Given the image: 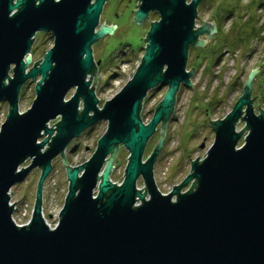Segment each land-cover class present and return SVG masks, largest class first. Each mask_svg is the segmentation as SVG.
Returning <instances> with one entry per match:
<instances>
[{"label": "water", "instance_id": "95a60500", "mask_svg": "<svg viewBox=\"0 0 264 264\" xmlns=\"http://www.w3.org/2000/svg\"><path fill=\"white\" fill-rule=\"evenodd\" d=\"M105 1L0 0V99L9 103L0 126V264H264V109L257 100L256 114L251 100L260 66L252 69L243 95L224 118H206L215 138L204 159L191 161L190 174L163 193L153 168L165 124L176 92L182 84L192 85L190 48L206 45L201 36L210 37L216 23L204 21L197 27L204 0H138L133 21L142 23L151 11L159 19H149L137 69L100 108L93 77L101 60L95 61L92 44L116 26L105 21L98 28ZM37 31L51 32L54 42L25 72L31 57H24ZM27 78L36 81V96L20 112L18 89ZM158 84H166L167 90L145 122L143 100ZM59 116L56 127H49ZM101 120L107 127L93 155L69 166L64 150L71 139ZM239 120L246 121L248 130L241 147L244 128L237 130ZM158 125L162 137L144 161L145 146ZM121 144L129 157L118 184L110 176ZM59 154L69 184L59 221L51 226L42 215L43 182ZM28 158L29 165L22 166ZM36 167L41 172L31 219L21 225L12 216L17 201L10 203L11 188ZM140 176L144 190L137 186Z\"/></svg>", "mask_w": 264, "mask_h": 264}, {"label": "rangeland", "instance_id": "374dc122", "mask_svg": "<svg viewBox=\"0 0 264 264\" xmlns=\"http://www.w3.org/2000/svg\"><path fill=\"white\" fill-rule=\"evenodd\" d=\"M233 0H204L198 6L197 27H201L204 21L213 25L216 23L210 37L201 36L210 43L204 46L194 45L189 50L187 69L194 68L191 77L192 85L182 84L176 92V103L171 117L166 122V129L163 135V145L154 163V178L163 193H168L176 184L191 172V161L198 156L201 161L206 156L211 143L215 138L212 129L213 125L206 120L222 119L232 108L236 100L243 95L244 85L252 69L259 67L255 72L251 83V100H253L254 112L260 114L256 105L264 109V0L258 5L254 0H239L236 11L231 12L219 22V30L215 18L216 7L222 2ZM138 0H108L103 18L98 26L107 21L116 26L112 33L104 35L93 45L95 61L99 58L101 62L96 76L93 77L95 90L99 98V107L102 108L105 100L116 94L133 75L140 64L146 42L144 37L150 28V21L158 20V15H151L142 23L133 21L134 9L138 7ZM230 8V7H229ZM106 24V22H105ZM262 26V28H261ZM43 34V33H42ZM44 35V34H43ZM53 43V42H52ZM49 38L37 41L34 45L33 56L29 66L43 56V52L52 46ZM35 80H32L31 88L21 98L20 112L27 111L32 105L35 94ZM93 84V83H92ZM167 90L166 84H158L151 89L143 100L141 117L148 122L153 115L158 102L163 98ZM74 92L71 89L66 96L70 97ZM255 96V97H254ZM254 97V98H253ZM259 98V99H258ZM8 104L0 103V126L7 115ZM61 117L52 119L49 127H56ZM246 125V121L237 122V130L240 131ZM107 121L101 120L86 128L78 137L71 139V142L64 150V157L69 166L80 165L93 155L98 138L105 132ZM163 127L159 125L154 135L145 146L144 161L155 149V145L161 139ZM248 133L244 128L238 146L244 143V137ZM46 135H43L39 142ZM51 140V138H50ZM203 145V146H202ZM47 148V145L44 149ZM66 157L68 159H66ZM129 151L119 146L112 166V179L120 184L124 177V171L128 162ZM61 155H57L51 161L52 170L45 179L43 186L44 205L43 214L48 225L55 226L59 221L60 210L68 191V180L66 177V165ZM31 159L25 161L22 166L26 167ZM41 169L36 167L28 173L27 178L11 188L10 202L17 204L15 214L18 224H24L25 220L32 215L35 192ZM138 189L144 190L145 183L142 177L138 178ZM188 183L183 190L191 186ZM147 196L149 194L147 193ZM19 200V201H18ZM29 211L28 218L19 217L21 211Z\"/></svg>", "mask_w": 264, "mask_h": 264}, {"label": "flooded vegetation", "instance_id": "af4514ba", "mask_svg": "<svg viewBox=\"0 0 264 264\" xmlns=\"http://www.w3.org/2000/svg\"><path fill=\"white\" fill-rule=\"evenodd\" d=\"M17 1L18 0H11V2H12V4H15V3H17ZM94 0H92V2H93ZM107 1L108 0H106L105 1V3L103 4V9H102V12H100L101 13V16H100V23H101V21H102V18H103V12H104V10L106 9V5H107ZM130 1V0H129ZM36 3H39V0H37V2ZM19 10V7H17V8H14L13 10H11V12L9 13V16H13L17 11ZM134 14V13H133ZM158 15L159 16V14L156 12V11H151L150 13H149V17L151 16V15ZM106 23H107V21H106ZM107 24H110V23H107ZM217 25H218V30H219V22L217 23ZM44 35H43V34ZM47 38H49V40H50V42L52 43V42H54V36H53V34L51 33V32H47V31H37L35 34H34V37H33V44H32V46L30 47V51H29V53L24 57V59L26 60L27 59V57L28 56H30L31 58H32V56H33V51H34V45H36V43H37V41L40 39L41 41H43L44 39L45 40H47ZM210 41H212V40H210ZM210 41H208V43H210ZM207 43V44H208ZM52 45H53V43H52ZM50 48V47H49ZM49 48H47L44 52H43V56H44V54H45V52L49 49ZM42 56V57H43ZM41 57V58H42ZM14 67H15V64L13 63V64H11L10 65V67H9V69H8V75L9 76H13V70L12 69H14ZM29 68H31V66H29V64H28V66H27V68H26V70H25V72H28L29 71ZM5 80V83H8V80H6V79H4ZM31 83H32V79L31 78H27V79H25V81L22 83V85L20 86V89H18L19 90V100H17L18 101V104H19V108H20V104H21V98H22V96L26 93V91H27V89H30L31 88ZM7 103L8 104V109H9V103H8V101H6V99H4V98H2V99H0V103ZM8 109H7V111H8ZM20 110V109H19ZM18 110V111H19ZM6 111V112H7ZM159 126V125H158ZM212 129H213V131H214V127H212ZM61 155V154H60ZM61 157H62V155H61ZM142 158H144V155H143V157ZM28 159H30V158H28ZM27 159V160H28ZM66 159H68L67 157H66ZM26 160V161H27ZM144 160V159H143ZM53 165V164H52ZM73 167H75V166H73ZM66 172V171H65ZM124 174H125V171H124ZM66 177H67V172H66ZM141 177V176H140ZM139 177V178H140ZM27 178V177H26ZM25 178V179H26ZM110 178H111V180H113L112 179V174H111V176H110ZM124 178V177H123ZM185 179V178H184ZM183 179V180H184ZM68 180V179H67ZM182 180V181H183ZM138 181H139V179L137 180V185H138ZM156 181V180H155ZM157 183V182H156ZM182 183V182H181ZM181 183H179V184H181ZM68 184H69V182H68ZM179 184H176V185H179ZM176 185H174V186H176ZM158 186V185H157ZM174 186L173 187H171L172 189L174 188ZM159 187V186H158ZM160 189V188H159ZM171 189V190H172ZM161 190V189H160ZM170 190V191H171ZM162 191V190H161ZM36 193V192H35ZM34 193V194H35ZM35 196H36V194H35ZM43 203H44V195H43ZM42 203V204H43ZM44 205V204H43ZM42 208H43V206H42Z\"/></svg>", "mask_w": 264, "mask_h": 264}, {"label": "trees", "instance_id": "16d2710c", "mask_svg": "<svg viewBox=\"0 0 264 264\" xmlns=\"http://www.w3.org/2000/svg\"><path fill=\"white\" fill-rule=\"evenodd\" d=\"M256 2H258V5H259L262 3V0H254L253 6H255ZM227 3L228 4L225 5V2L223 1L219 7H216L215 18H216L217 23L221 22L222 17H224L225 15L236 11V7H237V4L239 3V0H233V2L229 1ZM261 28H262V26H261Z\"/></svg>", "mask_w": 264, "mask_h": 264}, {"label": "built area", "instance_id": "2783aa9c", "mask_svg": "<svg viewBox=\"0 0 264 264\" xmlns=\"http://www.w3.org/2000/svg\"><path fill=\"white\" fill-rule=\"evenodd\" d=\"M11 204H13L12 202H10ZM17 204H14L13 206H14V212H13V215L15 214V210H16V206ZM30 213H29V211L27 210V209H25V210H23V212L21 211V213L19 214V217L20 216H22L23 218H28V215H29ZM12 215V216H13ZM16 217H14L13 216V219L17 222V219H15ZM30 219H31V216H30V218H28L27 220H25V222H24V224H27V223H29V221H30ZM18 223V222H17ZM48 223V222H47ZM49 224V223H48Z\"/></svg>", "mask_w": 264, "mask_h": 264}, {"label": "bare ground", "instance_id": "6f19581e", "mask_svg": "<svg viewBox=\"0 0 264 264\" xmlns=\"http://www.w3.org/2000/svg\"><path fill=\"white\" fill-rule=\"evenodd\" d=\"M188 70V69H187Z\"/></svg>", "mask_w": 264, "mask_h": 264}]
</instances>
